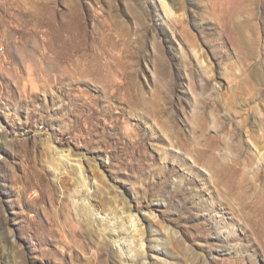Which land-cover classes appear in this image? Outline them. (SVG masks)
Masks as SVG:
<instances>
[{"label": "rangeland", "instance_id": "374dc122", "mask_svg": "<svg viewBox=\"0 0 264 264\" xmlns=\"http://www.w3.org/2000/svg\"><path fill=\"white\" fill-rule=\"evenodd\" d=\"M219 6L0 0V264L133 259L74 206L81 154L100 213L114 183L145 211L152 246L144 260L128 236L134 264H264L248 218L264 225V4L241 43L220 35Z\"/></svg>", "mask_w": 264, "mask_h": 264}, {"label": "bare ground", "instance_id": "6f19581e", "mask_svg": "<svg viewBox=\"0 0 264 264\" xmlns=\"http://www.w3.org/2000/svg\"><path fill=\"white\" fill-rule=\"evenodd\" d=\"M260 2L264 4V0H217V3H219L220 5L219 8H221L223 11V16L221 17V20L219 21L218 24L220 28L219 30L220 35L226 34L227 37H229L228 39L232 43H234L235 39L237 38L238 42L241 43V40L238 37V35H242L244 31L246 32V29H248V27L253 28L255 31H258L257 23L254 22L253 19L254 17L258 16L257 8L259 7ZM241 14H247L245 15L244 21L236 22V20L238 19L237 16ZM262 19H264V16ZM235 50L237 53H239V51H237L236 48ZM251 71L252 74L255 76V78L259 77V72L256 70V67H253ZM143 106L147 111L152 110V108L149 106L146 105ZM177 137L178 140L176 142V145L180 146V144L181 145L183 144L182 143L183 137L180 135V132ZM51 139L52 138L48 136L47 142L49 143L50 146H55ZM56 152L60 153L59 151ZM204 152L195 154L193 156L196 159L194 161L195 163L196 162L200 163L204 161V156H205ZM71 154L74 153H72V151L67 149L66 153L65 152L63 153V157L69 158ZM74 158H75L74 160L76 161L75 167H76V172L78 174L77 179L79 184L77 187L78 189L74 191L72 195V199L77 211H84L87 214V216L91 217L93 220L97 218H102L106 220V222L109 225V229H110L109 236L112 242H114L119 247L118 250H120L122 254L126 253L128 256L133 258V259H128L129 264H134V262H136V255L138 254L134 255L131 252V249L134 248L135 246H138L137 248L135 247V249L141 254V258L147 260L148 258L147 249L148 247L152 246L151 240L149 241L150 237L152 236L151 234L152 231H148L146 229V225H144L142 221L143 220L142 214L145 211H143V209L140 208L135 209L131 200L125 195L124 191L119 190L120 186L114 183L110 185H105L104 188L105 190L107 189L109 191L110 195L114 197L118 196L120 198V200H118L119 203L117 202V200L114 201V207L110 208L109 213H104V212L103 214L100 213L98 207L96 206L93 200L94 190L98 186V184L96 185L97 181L96 180L92 181L94 182V184L90 182L88 173H86L87 172L86 167L88 168L90 166L91 161L84 154L77 155ZM99 168H101V170L105 172L104 167L99 166L98 169ZM193 168L194 165L189 170L193 172L194 170L197 169V168L195 169ZM100 174H102V178L106 176L103 175V173ZM216 176L218 178L214 180V186L216 190H219L220 185L224 179L222 178V175L218 173L216 174ZM99 214H101V216H99ZM248 218L251 221L249 224L250 227L249 230L253 235H257L258 232L260 231L264 232V225L261 224V222L263 221L262 219L255 218L254 216H248ZM127 229H130V233L125 235V230ZM60 231L66 233V227L61 228ZM160 233L165 236L168 234L166 233V231L165 232L161 231ZM128 236L132 238L133 242L137 240V243L133 245L132 242L129 241ZM132 245L134 247H132ZM147 262L150 263V261Z\"/></svg>", "mask_w": 264, "mask_h": 264}, {"label": "built area", "instance_id": "2783aa9c", "mask_svg": "<svg viewBox=\"0 0 264 264\" xmlns=\"http://www.w3.org/2000/svg\"><path fill=\"white\" fill-rule=\"evenodd\" d=\"M0 50H3V46L2 45H0Z\"/></svg>", "mask_w": 264, "mask_h": 264}]
</instances>
